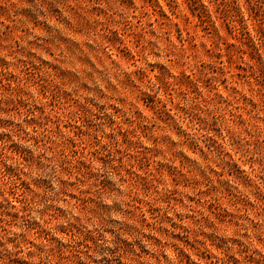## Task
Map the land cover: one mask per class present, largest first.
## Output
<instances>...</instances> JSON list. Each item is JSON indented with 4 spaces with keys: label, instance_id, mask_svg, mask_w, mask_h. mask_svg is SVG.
I'll return each instance as SVG.
<instances>
[{
    "label": "rangeland",
    "instance_id": "374dc122",
    "mask_svg": "<svg viewBox=\"0 0 264 264\" xmlns=\"http://www.w3.org/2000/svg\"><path fill=\"white\" fill-rule=\"evenodd\" d=\"M0 264H264V0H0Z\"/></svg>",
    "mask_w": 264,
    "mask_h": 264
}]
</instances>
